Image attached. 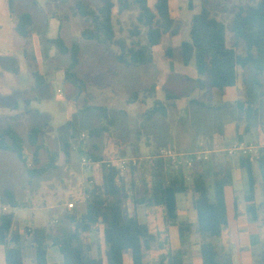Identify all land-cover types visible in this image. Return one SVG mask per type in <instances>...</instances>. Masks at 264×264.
I'll return each mask as SVG.
<instances>
[{
	"label": "trees",
	"instance_id": "obj_1",
	"mask_svg": "<svg viewBox=\"0 0 264 264\" xmlns=\"http://www.w3.org/2000/svg\"><path fill=\"white\" fill-rule=\"evenodd\" d=\"M95 1L97 5L94 7L83 1L77 4L78 14L89 24L82 29V39L103 45L106 51L126 68L151 64L153 48L161 45L164 35L170 33L175 26L169 0H154L152 5L150 0H118V13L132 8L138 10L137 23L131 33L137 39L130 41L129 38H117L113 21V9L116 7L114 0ZM8 3L13 12V0H8ZM208 5V0H203L200 12L193 18L190 38L180 42L177 48V59L184 66L193 62L198 75L196 79H187L195 83V89L210 87L223 93L227 88L236 86L239 68L252 66V82L260 86L258 77L264 71V0H246L245 3L236 5L228 23L219 19ZM188 6L190 10L193 9L191 0ZM31 26V15H17L15 30L19 36L29 35ZM142 31H145L144 42L138 38ZM54 43L61 53L69 54L65 81L79 92H83L87 83L77 73L80 45L74 43L71 48H67L62 39L55 40ZM112 46H117L118 52H114ZM165 54L173 72L174 49L169 47ZM156 88L157 84L152 83L145 89L133 90L131 101L135 102L141 92L147 97L153 96ZM174 97L167 94V99ZM251 103L249 98L238 102L239 110L249 120L258 118L257 111L249 106ZM96 109L108 120V124L88 129L87 137L90 138L104 136L103 134L110 132V126L113 125L107 107L96 106ZM156 114L166 115L165 106L157 99L154 100L153 106L141 115L144 118ZM44 119L45 117H42L43 124L34 126L26 138L20 136L11 126L0 130V149L15 153L26 165L30 178L41 177L56 169L60 153L65 155L68 162L73 145H77L76 134L79 130L75 128L73 121H69L57 129L60 150H48V161L42 164L40 152L45 147L43 138L49 127V122L45 123ZM75 130L77 133H74ZM26 142L33 147L30 159L25 154ZM115 145L120 151V156H126L125 151L130 144L116 140ZM89 156L95 160H103L92 153H89ZM236 159L247 175L246 211L249 219L255 222L259 220V213H264V154L258 161L245 157ZM204 164L195 167L189 183L186 182L183 171L167 172L161 159L154 158L133 168L127 181L120 179L114 168L101 165V181L91 189H85L90 197L85 201L84 210L80 214L76 211L64 213L55 224L56 227L51 224L31 228L28 242L34 250V264H49L46 254L51 246L60 251L62 264H124L126 253H129L132 264H148L147 256L152 250L158 252L159 264H184L183 250L170 249L167 230L152 233L149 225L139 219L137 208L144 206L162 209L165 221L171 223L177 218L176 195L189 193L192 194L193 207L197 213L198 230L210 239L209 242L203 243L199 250L202 264H232L230 253L213 242L221 237L228 227L224 187L230 185L231 170L227 164L214 168L213 183L210 186L204 174L210 170L206 169ZM254 166L257 174L254 172ZM257 182L260 183V202L256 201ZM210 188L213 189L212 196ZM4 196L1 199L2 204L12 208L24 204L8 190L4 192ZM13 220L12 212L0 214V245L4 247L5 264H25L23 237L18 230L12 229ZM179 230L180 236L183 237V226H180ZM97 233L101 234L102 241L107 246L104 259L91 256V245L86 240L87 235ZM256 262L264 264V244Z\"/></svg>",
	"mask_w": 264,
	"mask_h": 264
},
{
	"label": "rangeland",
	"instance_id": "obj_2",
	"mask_svg": "<svg viewBox=\"0 0 264 264\" xmlns=\"http://www.w3.org/2000/svg\"><path fill=\"white\" fill-rule=\"evenodd\" d=\"M79 1L90 4L93 7L97 5L95 0H51L50 5L46 6V8L54 10L60 15L66 27L68 24L69 28L75 26L73 28L77 31L79 28L84 29L89 26L85 19L78 14L77 4ZM189 1L190 0H169L170 12L175 20V26L170 33L164 35L161 45L153 48L152 52L155 63L150 67H142L138 70H125L119 73L120 78L118 79V83L121 84V90H116L117 80H115V83L112 82L110 86L108 85L105 88V93L107 95L114 96V98H105V101H107L105 104L107 103L106 105H109L108 110H111L109 111V116L113 120V125L110 126V132L103 134L104 136L97 138L88 137L90 141L94 139V142L100 149L102 148L109 151L113 146L116 147L115 141L117 140L122 143L127 142L130 144L125 151L127 156L154 154L158 146L171 147L182 152L195 151L198 147L195 146L194 142L197 140L206 141L208 134L214 132L218 127V129L223 132L224 136L221 140V148H224L230 140L236 139V127L241 133V138L245 141H257V139L261 140L264 138V71L261 72L258 77L260 81L259 86L252 82V78L254 77V69L252 66H247L245 69L239 68L238 90H228L225 96L226 102L233 101L232 97L236 95L240 97L244 94H247L244 99H252L251 104L258 99L262 107L259 109V117L250 120L240 110H238L240 120L237 118L234 120L231 119V117L226 119V115L223 113L224 108H215L214 98L209 90H213L214 92L218 91L211 88H206L205 90L194 88L195 90H192L195 83H192V81L188 82L184 79V74H186L188 78L193 79L197 78V73L193 62L188 66L181 64L179 59H177V48L180 42L190 38L193 18L200 12L203 0H191L192 10L189 9ZM114 2L116 7L113 9V21L117 38H129V41L131 39L136 40L137 37L132 36L131 33L134 31V24L137 23V8L118 13L119 1L114 0ZM153 2L154 0H150L151 5ZM208 2L209 8L218 18L228 23L232 18L235 6L245 3L246 0H208ZM33 4L39 7L38 2L34 1ZM10 15L12 16L11 18H14L8 1L0 0V49H7L10 53L8 54L9 56L14 55L15 51H19V37L13 39L6 28L10 21ZM48 36V34L44 35V38L46 39ZM3 37H6L7 42L2 40ZM138 38L144 42L145 31H142ZM169 47L174 49L173 72L170 70L168 58L164 53ZM33 49L36 51V48ZM112 49L119 50L117 46H112ZM0 60L1 64L3 61L2 59ZM5 61L11 62L9 57H6ZM38 66L40 72L51 85L52 96L41 101L36 107L41 112H46L52 117L51 124L54 127L63 126L68 121L70 115H74L76 102L71 100L66 83L56 78L57 75L55 73L57 70H55V68L59 67V61L54 58L45 61L41 59L40 56L38 58ZM108 66L105 68L107 69ZM153 82L158 85L156 92L157 98L165 101L163 104L166 108V115L156 114L151 117L145 116L143 118L141 114L144 113L146 109H149V107L151 108L154 103L150 101L148 107L139 104L138 101L135 102V104L131 101V97L133 90L139 89L138 87H140V89H145ZM241 85H244L245 88H242ZM58 89L62 94L57 92ZM93 89L94 87L87 88L86 92L84 91L81 100L78 101L79 106L76 114L80 113L78 116L80 115L79 120L82 125L86 121H89L90 124H92L91 127H100L102 124H108V120L102 117L98 109H96V111H90L88 106L84 107L82 105L85 103V95H88L89 98L93 96L91 94ZM166 93L174 95L175 97L169 100L165 99ZM203 94H206V96ZM140 95L144 99L146 98L145 94L142 93ZM188 97L193 101L202 99L204 104L196 105L190 103ZM137 98L138 97H136L135 100H137ZM103 100L96 99L95 103L100 104ZM257 102L252 106H255ZM92 108H94V106ZM76 119L78 120L77 115ZM82 132L83 131H78L77 133L76 130L74 131V133H77L76 147L78 151L73 150L70 163L67 164L65 155L60 153V157H58L59 165L57 168L43 174L41 177L30 178L26 171V165L18 159H15L17 162L19 161L18 165L15 160H13V163H15L13 164L10 159H8L10 166H1L0 199L4 196L3 192L8 190L17 199L28 204L18 208H12L9 205L10 210L14 214L15 221L17 220L25 227L27 225L43 227L47 224L51 225L52 223L49 222L52 218L60 220L66 212L76 211L80 214L84 210L85 189H91L94 184L99 183L101 181V173L99 168L87 169L80 164L81 156L89 155L88 150H84L87 144L84 145L79 138ZM84 133L87 135V130L84 131ZM46 142L49 148L59 150L60 141L57 137L55 139L47 138ZM99 148L95 147V149ZM80 149L81 151H79ZM136 149L139 150V152H135ZM90 150L91 148H89V151ZM25 152L28 159H30L33 147L27 142L25 144ZM13 156H16L15 153ZM117 156H120L119 150L113 152L109 151L102 156V158L107 160ZM215 158H220V162H223V164H226V160L231 162L233 161L232 159H235H229L222 154L218 156L213 155L211 160L207 164H204V167L210 170L204 173L206 181L210 186H212L213 183V170L217 164ZM40 160L42 164L48 161V155L45 151L40 153ZM166 171L170 173L169 170L166 169ZM90 181H92V183ZM190 181L191 180H187L186 182ZM50 182H61L60 188L63 189V186L66 185L69 189L68 194L62 193L61 195L63 196L57 199V204L59 205L57 210L52 207L54 204H50L49 202L43 203L42 200L41 203H39L40 201H38L40 198L41 186L47 183L50 184ZM79 190H81V192ZM212 194L213 189L210 188V195L212 196ZM178 196L180 200L185 198L183 194H179ZM68 203L72 204L70 211L67 210L68 207L66 204ZM3 206L8 205L2 204L0 200V214L3 212ZM138 208H140L139 213L141 217L144 218L148 210L143 207ZM51 226H53V224ZM25 227L22 229L26 230ZM53 227L56 226L54 225ZM91 238L92 235H87V242L92 243ZM95 253H92L91 256L96 258L102 257L99 250Z\"/></svg>",
	"mask_w": 264,
	"mask_h": 264
},
{
	"label": "crops",
	"instance_id": "obj_3",
	"mask_svg": "<svg viewBox=\"0 0 264 264\" xmlns=\"http://www.w3.org/2000/svg\"><path fill=\"white\" fill-rule=\"evenodd\" d=\"M8 1V0H7ZM36 1L39 4V7L33 4ZM13 0V14L14 18H11L8 25L6 26L9 31L10 36L12 38L19 37V51H15L14 55L9 56V51L6 49H0V59H2V63L0 64V130L11 126L15 129V131L22 137L26 138L27 133L37 124L42 125V117H45L44 122H49V127L46 129L47 133L43 138L44 148L41 150L45 151L48 155V150L51 151H59L54 150L48 147L46 139L51 138L59 140V133L57 129L59 127H54L51 124L52 117L46 113L41 112L37 109L36 105L41 101L48 99L52 96V88L49 81L45 78V76L40 72L38 66V58L41 56V59L47 61L48 59L54 58L58 59L59 67L55 68L57 72L58 80H62L66 83L68 90L70 92V98L73 102H76V109L74 111V115H70L69 121H73L75 124V128H78L79 131H86L91 127L89 121H86L83 125L80 123L79 116L77 113V108L79 106L78 101L81 100L84 91L86 92L87 88H92L93 92L91 93L93 96L85 95V103L82 104L84 107L88 106L90 111H96V106L107 107L105 98H114V96L107 95L105 93V88L116 81V90H121V84L118 83L119 73L122 71L129 70H138L142 67H134V68H126L122 64L118 63L111 54H109L103 45L98 44L94 41H86L82 39L81 32L83 28H79V30L75 31L72 26L69 28V24L64 25L62 22V18L58 15L54 10L47 9L46 6L50 5L51 0ZM26 13L31 15L32 17V26L31 32L26 37H21L17 34L15 27L17 24V15ZM49 35L48 38H44V35ZM42 36V37H41ZM62 39L64 45L67 48H71L74 43H78L80 45V61L77 67L78 75L84 79L87 83L83 92H79L77 88L73 87L69 83L65 81V68L69 63V54H63L59 51L58 46L54 43L55 40ZM4 42H7L6 37L2 39ZM33 48H36L34 51ZM4 50V51H2ZM114 52H118L114 50ZM38 53V54H36ZM153 53V52H152ZM165 53V52H164ZM6 57H9L11 62L5 61ZM1 61V60H0ZM5 61V62H4ZM106 62L108 68L106 69ZM155 63L154 56L151 64L144 66L150 67ZM120 66V67H119ZM117 67V68H116ZM197 73V72H196ZM53 74V73H52ZM198 76V75H197ZM184 79L189 82L187 79V75L184 74ZM196 79V78H193ZM239 81V78H238ZM237 81V83H238ZM111 82V83H110ZM155 83V82H153ZM236 86L227 88L223 93L222 92H214L211 91L213 95L215 108L220 109L224 108L223 113L226 115V119L231 117V119L236 120L239 119L238 114V102H244L248 98L244 99L247 94L238 95L232 97L233 101L226 102L225 96L228 90L236 89L238 90V84ZM242 88H245L244 85H241ZM137 90H142L140 87ZM206 88H196L205 90ZM158 89V85L156 88V92ZM212 89V88H211ZM192 90H195L194 88ZM59 92V89L57 90ZM156 92L153 96L147 97L144 99L138 94L137 100L135 102H139L144 106H149V102L154 100H160L162 104L165 102L164 100L158 99L156 96ZM62 94V92H59ZM144 94V93H143ZM167 94L171 96V94L166 93L165 99H167ZM207 94V93H206ZM206 94H203L206 96ZM258 96V94H257ZM103 100L100 104L95 103V98ZM169 100V99H168ZM249 100H252L249 98ZM258 99L255 100L257 102ZM190 103H194L196 105L204 104L202 99L192 100L189 99ZM133 102V103H135ZM252 102V101H251ZM250 104L249 106L256 110L259 114L262 107L260 106V102L255 104ZM136 104V103H135ZM228 104V105H227ZM164 105V104H163ZM94 106V108H92ZM150 108V107H149ZM111 111V110H110ZM96 113V112H95ZM222 113V114H223ZM223 114V115H224ZM42 115V116H40ZM76 115L78 120L76 119ZM259 117V115H258ZM242 119V117H241ZM66 122V123H67ZM65 123V124H66ZM61 127V126H60ZM219 128V127H218ZM216 128V130L212 133H209L206 141L197 140L195 141V146L198 147L200 142L205 143L206 147L209 149L221 148V140L224 137L223 132ZM235 136L236 139L241 137V133L238 131L237 127L235 128ZM231 141V140H230ZM256 142L264 144L263 139H257ZM87 147L84 150H88L89 153H92L94 156H99L102 158L106 153L118 151V148L113 146L109 151L105 149H100L98 145L94 142V139L90 141L87 137L86 139ZM26 144V143H25ZM25 147V146H24ZM99 148V149H95ZM160 147L166 146H158L155 150ZM89 148L91 150L89 151ZM73 150H77L76 145H73L71 156ZM81 151V149L79 150ZM92 151V152H91ZM40 152V153H41ZM139 152V150H138ZM182 152V151H181ZM192 152V151H188ZM26 153V152H25ZM14 153L10 151H4L0 149V170L1 166H10V161L13 163L15 159H18L17 156H13ZM16 155V154H15ZM127 156V155H126ZM17 157V158H15ZM60 157V156H59ZM30 158V157H29ZM105 160L104 158H102ZM217 164L215 168H220L223 162H220V158H215ZM19 160V159H18ZM71 160V158H70ZM70 160L67 164L70 163ZM233 161L226 160V164L230 167L232 180L230 185H226L224 187V197L226 202V212H227V220L228 227L226 228L224 234L213 240L215 245L224 250L228 251L231 255L232 264H257V259L260 254L262 245L264 244V213L261 211L259 213L258 221H251L247 214L246 208L248 206V202L246 201V194L248 193V182L247 175L244 169L240 168L238 165V160L232 159ZM16 161V160H15ZM20 161V160H19ZM18 161V162H19ZM18 162L16 161L17 165ZM15 164V163H13ZM12 165V164H11ZM59 162L57 161V166ZM205 169V168H204ZM254 172L257 174V170L254 166ZM61 182H50V184H44L40 188V198L38 201L41 203L49 202L50 204H54V209L57 210L59 205L57 204V199L64 194L69 193V189L67 186H63V189L60 188ZM189 183V182H187ZM41 184V183H40ZM258 188L256 190V201L260 202V187L259 182H257ZM83 188V185H82ZM81 188V189H82ZM63 190V191H62ZM7 191V190H6ZM81 192V190H79ZM5 192V191H4ZM3 192V193H4ZM36 195V194H35ZM179 194L176 195L177 202V218L175 221L171 223H167L165 221L164 212L162 209H155L152 207L146 208L148 210L146 216L144 218L140 215V208H137V214L141 222L147 223L150 227L152 233L166 231L168 232V245L172 250H183L184 252V264H202V259L199 255L200 247L203 243L209 242L210 239L199 232L198 224H197V213L193 207V197L192 194H183L185 198L180 200ZM37 196V195H36ZM38 198V197H37ZM51 198V199H50ZM17 199V198H16ZM1 200V199H0ZM19 200V199H17ZM22 202L21 200H19ZM28 204L24 203L19 207L26 206ZM31 205V204H30ZM68 204H66L67 206ZM32 206V205H31ZM18 208V207H17ZM68 211L71 208L67 209ZM53 218L51 219V221ZM51 221L49 223H51ZM189 226L186 227V225ZM48 225V224H47ZM45 225V226H47ZM43 226V227H45ZM180 226H183L184 233L183 237L180 236ZM185 226V227H184ZM24 225L20 224L17 220H13L12 229L18 230L19 233L23 237V254L25 264H34V250L28 242V236L24 234L23 231ZM30 227L31 225H27L25 228ZM92 243L91 245V254L97 252L98 250L101 252V259L105 257V251L107 246L103 243L101 234L97 233L92 235ZM97 254V253H95ZM158 252L156 250H152L147 256L148 264H159L157 259ZM46 259L49 264H62V255L57 247L51 246L47 249ZM0 264H5V256H4V247L0 245ZM124 264H132L129 253L124 255Z\"/></svg>",
	"mask_w": 264,
	"mask_h": 264
},
{
	"label": "built area",
	"instance_id": "obj_4",
	"mask_svg": "<svg viewBox=\"0 0 264 264\" xmlns=\"http://www.w3.org/2000/svg\"><path fill=\"white\" fill-rule=\"evenodd\" d=\"M59 92L61 91L59 90ZM80 139L84 145L87 144V135L84 132L80 134ZM220 154L229 159L245 157L252 161H258L264 154V144L256 141L234 139L224 148L209 149L206 147L205 143L200 142L198 144V149L192 152H181L171 147H160L154 154L150 155L117 156L107 160H95L89 155H83L81 156L80 164L87 169L100 168L103 164L107 165L116 170L120 179L127 181L130 171L133 168L139 167L141 164L156 158L164 161L167 170L174 173L181 170L184 172L185 179L190 180L191 174L194 172L196 166L207 163L211 160L213 155L218 156ZM90 182L92 183V181ZM89 197V194L85 193L84 200L86 201ZM67 207L71 208L72 204L68 203ZM2 211L12 212L9 206H3ZM51 223L53 225L57 224L58 219H53ZM22 232L28 236L29 232H31V228L27 227L26 230H23Z\"/></svg>",
	"mask_w": 264,
	"mask_h": 264
}]
</instances>
